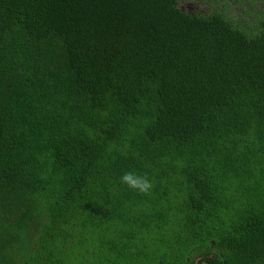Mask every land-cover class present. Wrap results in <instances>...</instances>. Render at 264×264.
I'll use <instances>...</instances> for the list:
<instances>
[{
    "label": "trees",
    "instance_id": "1",
    "mask_svg": "<svg viewBox=\"0 0 264 264\" xmlns=\"http://www.w3.org/2000/svg\"><path fill=\"white\" fill-rule=\"evenodd\" d=\"M177 1L0 0V264H264V11Z\"/></svg>",
    "mask_w": 264,
    "mask_h": 264
},
{
    "label": "rangeland",
    "instance_id": "2",
    "mask_svg": "<svg viewBox=\"0 0 264 264\" xmlns=\"http://www.w3.org/2000/svg\"><path fill=\"white\" fill-rule=\"evenodd\" d=\"M239 2L233 0H178L177 6L180 10L190 13H208L214 8L225 7V11L234 20L248 22L252 21V11H264V0H239Z\"/></svg>",
    "mask_w": 264,
    "mask_h": 264
},
{
    "label": "clouds",
    "instance_id": "3",
    "mask_svg": "<svg viewBox=\"0 0 264 264\" xmlns=\"http://www.w3.org/2000/svg\"><path fill=\"white\" fill-rule=\"evenodd\" d=\"M120 182L127 185L130 189L137 190L141 193H147L153 187L146 174L140 175L132 171L125 172L121 176Z\"/></svg>",
    "mask_w": 264,
    "mask_h": 264
}]
</instances>
